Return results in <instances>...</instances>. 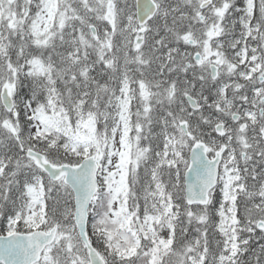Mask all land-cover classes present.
Instances as JSON below:
<instances>
[{
	"label": "snow or ice",
	"instance_id": "1",
	"mask_svg": "<svg viewBox=\"0 0 264 264\" xmlns=\"http://www.w3.org/2000/svg\"><path fill=\"white\" fill-rule=\"evenodd\" d=\"M0 264H264V0H0Z\"/></svg>",
	"mask_w": 264,
	"mask_h": 264
}]
</instances>
